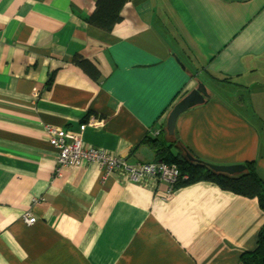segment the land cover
Instances as JSON below:
<instances>
[{"label":"crops","instance_id":"obj_1","mask_svg":"<svg viewBox=\"0 0 264 264\" xmlns=\"http://www.w3.org/2000/svg\"><path fill=\"white\" fill-rule=\"evenodd\" d=\"M99 1L0 0V264H244L258 200L59 170L47 129L129 166L160 162L146 139L164 134L192 163L255 162L264 182V0H127L110 31L89 23ZM200 84L208 97L170 135Z\"/></svg>","mask_w":264,"mask_h":264},{"label":"trees","instance_id":"obj_2","mask_svg":"<svg viewBox=\"0 0 264 264\" xmlns=\"http://www.w3.org/2000/svg\"><path fill=\"white\" fill-rule=\"evenodd\" d=\"M127 0H100L96 13L91 17L89 23L110 31L114 25L121 20L120 9ZM88 62H81V66H86ZM155 151L159 161L177 165L180 168L182 178L187 177L188 183L196 181H213L223 190L230 191L236 195L248 199H256L260 208L264 211V182L256 171L255 162L247 163L246 170L235 176L221 175L213 172L209 165L197 161L190 162L184 155V151L174 145V142H168L166 135L162 134L156 139L148 137L146 139ZM185 181V183H186ZM244 264H264V227L259 232L257 246L254 251L245 252L242 255Z\"/></svg>","mask_w":264,"mask_h":264},{"label":"built area","instance_id":"obj_3","mask_svg":"<svg viewBox=\"0 0 264 264\" xmlns=\"http://www.w3.org/2000/svg\"><path fill=\"white\" fill-rule=\"evenodd\" d=\"M35 97L36 93L33 94ZM85 127H82L84 129ZM49 142L58 153L59 170L83 162L95 164L104 169L107 174H116L125 180L135 182L143 186L152 185L151 181H161L168 185L167 195L171 196L177 182L182 178L176 165L164 163H142L129 166L122 157L114 156L107 150L100 148H86L80 135L69 134L63 130L48 127ZM186 178V177H184ZM34 218L27 217L25 222L29 225L35 223Z\"/></svg>","mask_w":264,"mask_h":264},{"label":"water","instance_id":"obj_4","mask_svg":"<svg viewBox=\"0 0 264 264\" xmlns=\"http://www.w3.org/2000/svg\"><path fill=\"white\" fill-rule=\"evenodd\" d=\"M208 97L207 89L203 84L198 85V87L189 93L185 98H183L178 104L174 106L170 112L167 119V131L170 135L174 134V129L176 126L177 119L179 116L188 111L189 109L200 105L205 102ZM190 160H194L190 155H188ZM209 168L216 174L235 176L243 173L246 170L245 165L237 166H216L209 164Z\"/></svg>","mask_w":264,"mask_h":264},{"label":"bare ground","instance_id":"obj_5","mask_svg":"<svg viewBox=\"0 0 264 264\" xmlns=\"http://www.w3.org/2000/svg\"><path fill=\"white\" fill-rule=\"evenodd\" d=\"M34 93H36L37 94V92H34ZM33 93V94H34ZM34 96V95H33ZM35 97V96H34ZM155 136H158L157 134L159 133L158 131H155V132H152ZM83 145H84V143H83ZM100 149H102V148H100ZM194 160L195 161H198V160H196L195 158H194ZM158 163H164V164H167V165H173V164H169V163H166V162H163V161H160V162H152V163H150V164H158ZM209 165V164H208ZM177 166V165H176ZM68 167H70V166H68ZM178 167V166H177ZM179 168V167H178ZM179 170H180V168H179ZM180 173H181V171H180ZM112 174H114V173H112ZM111 174V175H112ZM222 175V174H221ZM125 179L126 180H121V181H123V182H132L131 180H128L126 177H125ZM135 183V182H134Z\"/></svg>","mask_w":264,"mask_h":264},{"label":"rangeland","instance_id":"obj_6","mask_svg":"<svg viewBox=\"0 0 264 264\" xmlns=\"http://www.w3.org/2000/svg\"><path fill=\"white\" fill-rule=\"evenodd\" d=\"M190 57H191L192 61L194 60L195 63H196V60H195V58H194V55L190 53ZM193 63H194V62H193ZM211 85H213V83H212ZM213 86H214V85H213ZM63 131H64V130H63ZM65 132H66V131H65ZM186 180H188L187 177H186V178H180V180L177 182V185H180V184H189ZM185 181H186V183H185ZM177 185H176V186H177ZM172 194H173V191H172V193H171V196H172ZM30 218H33V217H30ZM34 219H35V218H34Z\"/></svg>","mask_w":264,"mask_h":264}]
</instances>
